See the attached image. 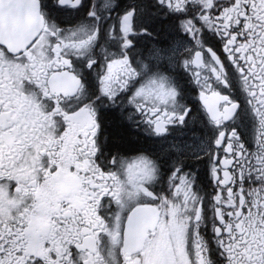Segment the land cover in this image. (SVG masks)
<instances>
[{
  "label": "snow or ice",
  "instance_id": "obj_1",
  "mask_svg": "<svg viewBox=\"0 0 264 264\" xmlns=\"http://www.w3.org/2000/svg\"><path fill=\"white\" fill-rule=\"evenodd\" d=\"M0 264H264V0H0Z\"/></svg>",
  "mask_w": 264,
  "mask_h": 264
}]
</instances>
